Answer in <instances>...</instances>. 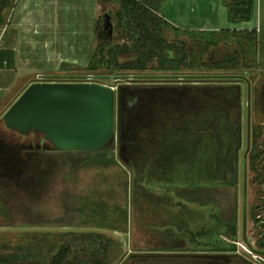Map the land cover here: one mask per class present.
<instances>
[{"label": "rangeland", "instance_id": "obj_1", "mask_svg": "<svg viewBox=\"0 0 264 264\" xmlns=\"http://www.w3.org/2000/svg\"><path fill=\"white\" fill-rule=\"evenodd\" d=\"M25 1L35 0H11L4 11V23L0 25L2 36L13 31L21 36L25 82L37 81L39 74H77L84 75L83 81L91 77L95 82L114 87L116 125L120 91H126L130 109L135 110L144 105L148 89L181 94L191 89L197 93L194 86L198 84L210 92L238 95L236 183L215 189L217 200L205 205L187 201L175 189L150 183L156 150L151 153L140 144L144 141L147 146L149 141L138 131V121L130 109L128 117L126 111L123 116L126 139L122 149L117 143L116 125L112 148L110 144L100 148L109 150V155L116 158L117 162L110 166L78 165L75 159L84 154L81 150L63 151L45 133L18 130L6 126L1 119L0 264H42L65 241L72 242L73 246L65 264H96L81 251L89 243L77 237L88 231L100 235L95 237L97 247L109 245L108 264H192L194 257L189 255L203 252L193 238L184 239L188 248L170 249L172 242L164 235L167 224L180 216L191 222L195 233L201 225L220 231L225 226L218 227L216 217L224 211L226 219L236 215L240 234L243 216L240 201L243 179L248 175L245 162L249 132L253 126H264V45L260 37L264 0H256L250 24L229 29L218 21L209 23L206 19L213 20L217 5H226L230 0H164L158 13L167 22L159 25L160 32L168 41L184 43L190 50L188 64L176 71L155 70L152 68L155 62L142 71L118 70L101 61L102 47L130 42L126 17L120 22L119 13L123 11L120 0H63L62 4L61 0H44L39 5L29 4L31 12L28 8L21 10ZM219 13L218 20L223 17ZM225 21L230 24L227 17ZM37 27L47 32L39 39L30 40L28 33ZM57 29L68 35L64 42L69 47L63 49L69 56L67 62L59 58L62 39L54 38L51 48L49 36ZM250 29L256 30L252 37L247 36ZM234 52L239 59L236 68H212ZM49 62L52 67H58L48 68ZM187 100L191 102L193 98L189 96ZM163 108L169 113L168 107ZM177 168L176 176L180 177L183 167ZM221 239L226 245L234 243L224 232ZM239 251L236 246L233 253L243 262ZM11 259L17 261L13 263Z\"/></svg>", "mask_w": 264, "mask_h": 264}, {"label": "trees", "instance_id": "obj_2", "mask_svg": "<svg viewBox=\"0 0 264 264\" xmlns=\"http://www.w3.org/2000/svg\"><path fill=\"white\" fill-rule=\"evenodd\" d=\"M163 1L120 0L123 7V11L119 13L120 22L123 17H126V34L130 42L114 43L101 48V61L107 67L142 71L155 62L156 65L152 66L155 70L176 71L182 65L188 64L190 57L188 47L184 43L168 41L159 30V25L167 22L158 13ZM255 3L256 0L228 1L227 19L230 22L251 20L254 16ZM10 5L11 0H0V25L5 20L4 11ZM255 34L256 30L250 29L247 36L252 37ZM260 37L264 45V26ZM235 53L227 55L223 60L212 65V68H236L239 59L238 53ZM88 68L95 69L93 66ZM194 87L198 89L197 93H193L191 89L182 94L148 89L145 93L144 105H139L136 110L130 109L132 105H130L131 101H128L126 91L124 93L120 91L116 133L117 143L122 149L126 139L124 112L126 111L128 117L129 112L132 111L138 121L140 128L138 131L149 141L147 146L144 141L140 144L151 153L154 149L156 150L150 171V177L153 176V178L149 182L175 189L178 196L187 201L205 205L217 200L214 196L215 189L236 183L234 165L239 148L236 139L239 127V98L234 93L222 95L218 92H210L203 85L196 84ZM189 96L193 98V101L187 100ZM164 106L170 109L169 113L163 111ZM196 120L200 123H196ZM114 133L97 149H78L84 154L77 156L75 163L86 166L98 164L110 166L116 163V158L109 155V150L100 149L109 144L112 148ZM61 150L65 151V149ZM179 166L183 167L180 177L176 176ZM187 210L189 213L192 212L190 208ZM195 213L198 214L196 211ZM223 214L224 211H221L220 216L216 217L218 227L225 226L220 231H215L213 228L209 230L205 225H201L199 232L195 233L191 228V222L182 216L176 221H170L164 230V235L172 242L169 248H188L189 246L184 244V239L188 236L193 238L199 249L203 250V252L189 255L194 257L192 264H242L233 253L236 250V244L226 245L221 239L222 232L232 238L236 237V215L230 220L224 218ZM208 232L212 233L206 237ZM98 236L100 235L93 231L79 233L78 239L89 243V247L81 251L87 253L96 264H108L109 245L99 244L101 246L97 247L94 243H97L95 237ZM72 248V242H63L57 251L42 264H65L72 253ZM206 250L210 252L205 253ZM21 259L25 260L24 257ZM3 260L8 261V259ZM11 260L13 263L17 261Z\"/></svg>", "mask_w": 264, "mask_h": 264}, {"label": "water", "instance_id": "obj_3", "mask_svg": "<svg viewBox=\"0 0 264 264\" xmlns=\"http://www.w3.org/2000/svg\"><path fill=\"white\" fill-rule=\"evenodd\" d=\"M82 78L40 75L8 107L3 120L18 130L41 131L61 149L99 148L115 131L116 89Z\"/></svg>", "mask_w": 264, "mask_h": 264}, {"label": "flooded vegetation", "instance_id": "obj_4", "mask_svg": "<svg viewBox=\"0 0 264 264\" xmlns=\"http://www.w3.org/2000/svg\"><path fill=\"white\" fill-rule=\"evenodd\" d=\"M249 134V150L245 162L248 175L243 179L240 201L243 214L241 231L238 234L237 224V235L232 239L234 243L239 240L247 244L244 239L248 241L247 245L253 255L240 253L244 257L242 263L264 264V126H253Z\"/></svg>", "mask_w": 264, "mask_h": 264}, {"label": "crops", "instance_id": "obj_5", "mask_svg": "<svg viewBox=\"0 0 264 264\" xmlns=\"http://www.w3.org/2000/svg\"><path fill=\"white\" fill-rule=\"evenodd\" d=\"M44 0H35V1H25L23 3V8L21 10L24 11V9L28 8L29 12L30 6L29 4L39 5ZM59 1V0H58ZM56 1L55 3H57ZM62 1H60V4H62ZM221 2V0H219ZM28 2V4H26ZM220 4L217 5L216 9L214 10V13L216 14L215 18L211 20V18L206 19L209 23L213 22H219L222 27H243L245 24H250L252 22V19L249 21H242L241 23L236 22H230V24L226 23V17H227V6L225 4H221V10H220ZM68 11V10H67ZM221 12V15L223 16L221 19L218 20L217 14L219 15ZM220 18V17H219ZM18 28V27H16ZM44 32H47L44 28L37 27L35 30L30 31L29 38L32 40V37L35 39H39L40 37L44 36ZM17 31H13L11 33H6L2 37H0V121L4 122L6 126H8L5 121L3 120V114L8 109V107L13 103V101L21 94V92L31 83L25 82V74L22 73L24 71V67L22 66V54L21 49L23 46L19 43L21 40L20 34L17 35ZM19 33H21V30L19 29ZM27 36V35H26ZM51 39V48H53V44L55 40L62 39L59 43L62 52L59 53V58L61 62H64L68 60L69 56L67 54L63 53V49H68L69 45L68 42H64V39L68 37V35L64 34V31H60L57 29V32H53L50 34ZM79 38V35H77ZM46 56V55H45ZM43 56V58L45 57ZM52 59V55L50 57ZM50 61V60H49ZM53 62V60H52ZM52 62H49L48 68H57L58 66L52 67ZM67 62V61H66ZM61 64V63H60ZM40 75H46V74H39ZM33 82V81H32Z\"/></svg>", "mask_w": 264, "mask_h": 264}, {"label": "built area", "instance_id": "obj_6", "mask_svg": "<svg viewBox=\"0 0 264 264\" xmlns=\"http://www.w3.org/2000/svg\"><path fill=\"white\" fill-rule=\"evenodd\" d=\"M5 28H4V30H5ZM2 34H3V29L0 28V37H2ZM84 81H93V79H91V77L90 78H85ZM235 244H236L237 248L240 249L239 253H242V254H244L246 256H248V254L253 255L250 247L247 244H245L244 242L237 240L235 242Z\"/></svg>", "mask_w": 264, "mask_h": 264}]
</instances>
